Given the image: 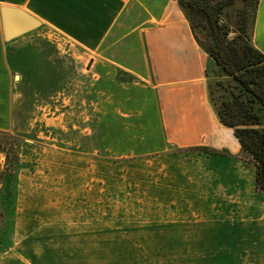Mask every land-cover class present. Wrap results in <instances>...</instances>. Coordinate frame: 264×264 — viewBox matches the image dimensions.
I'll use <instances>...</instances> for the list:
<instances>
[{"label":"rangeland","instance_id":"obj_1","mask_svg":"<svg viewBox=\"0 0 264 264\" xmlns=\"http://www.w3.org/2000/svg\"><path fill=\"white\" fill-rule=\"evenodd\" d=\"M43 33L57 69L86 73L77 50ZM69 85L32 102L27 132H0V264H264V195L245 155L242 196L224 187L206 211L187 212L152 159L90 154L91 139L95 148L103 139V100L89 111L80 78Z\"/></svg>","mask_w":264,"mask_h":264},{"label":"crops","instance_id":"obj_2","mask_svg":"<svg viewBox=\"0 0 264 264\" xmlns=\"http://www.w3.org/2000/svg\"><path fill=\"white\" fill-rule=\"evenodd\" d=\"M3 7L27 12L41 27L7 40ZM45 29L66 41L67 51H78L84 75L56 68ZM252 42L264 54V0ZM209 61L177 0H0V132H27L32 102L80 78L89 111L103 100V139L95 148L92 137L90 154L152 159L166 169L155 173L168 183L167 193L180 190L187 212L206 211L216 190L226 187L228 196L240 197L245 181L240 144L209 100ZM113 99L120 104L113 106ZM203 148L225 155L199 154Z\"/></svg>","mask_w":264,"mask_h":264},{"label":"trees","instance_id":"obj_3","mask_svg":"<svg viewBox=\"0 0 264 264\" xmlns=\"http://www.w3.org/2000/svg\"><path fill=\"white\" fill-rule=\"evenodd\" d=\"M193 37L218 71L206 69L210 103L255 168L264 195V54L252 42L259 0H177ZM203 150L218 155L224 153Z\"/></svg>","mask_w":264,"mask_h":264},{"label":"water","instance_id":"obj_4","mask_svg":"<svg viewBox=\"0 0 264 264\" xmlns=\"http://www.w3.org/2000/svg\"><path fill=\"white\" fill-rule=\"evenodd\" d=\"M1 14L7 40H11L41 27V22L38 19L21 9L3 7Z\"/></svg>","mask_w":264,"mask_h":264},{"label":"bare ground","instance_id":"obj_5","mask_svg":"<svg viewBox=\"0 0 264 264\" xmlns=\"http://www.w3.org/2000/svg\"><path fill=\"white\" fill-rule=\"evenodd\" d=\"M230 131V130H229ZM222 132V131H221ZM224 135V134H223ZM228 136H229V134H228ZM227 138V137H226ZM233 138V137H232Z\"/></svg>","mask_w":264,"mask_h":264}]
</instances>
